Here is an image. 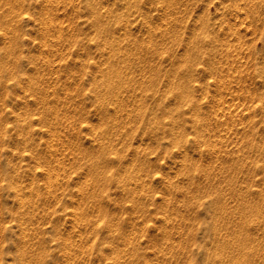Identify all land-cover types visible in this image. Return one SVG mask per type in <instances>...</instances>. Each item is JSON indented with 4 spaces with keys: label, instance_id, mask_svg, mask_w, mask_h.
Returning <instances> with one entry per match:
<instances>
[{
    "label": "rangeland",
    "instance_id": "obj_1",
    "mask_svg": "<svg viewBox=\"0 0 264 264\" xmlns=\"http://www.w3.org/2000/svg\"><path fill=\"white\" fill-rule=\"evenodd\" d=\"M0 264H264V0H0Z\"/></svg>",
    "mask_w": 264,
    "mask_h": 264
}]
</instances>
